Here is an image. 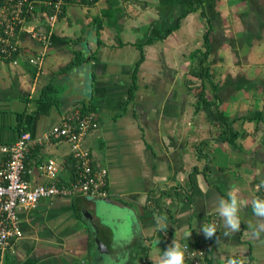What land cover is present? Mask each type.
Listing matches in <instances>:
<instances>
[{
    "label": "crops",
    "instance_id": "obj_1",
    "mask_svg": "<svg viewBox=\"0 0 264 264\" xmlns=\"http://www.w3.org/2000/svg\"><path fill=\"white\" fill-rule=\"evenodd\" d=\"M25 26L49 42L21 33L17 63L0 59V165L2 147L28 131L25 180L48 183L41 165L54 159L69 183V143L43 137L86 107L98 128L83 145L93 167L107 169L108 196L44 197L20 209L22 236L0 264H157L170 238L186 246L187 264H264V232L252 235L264 218L250 204L264 199V0H203L196 10L190 0L68 1L52 26L42 6ZM38 53L40 67L29 62ZM232 191L240 230L225 236L215 202ZM155 217H166L164 231Z\"/></svg>",
    "mask_w": 264,
    "mask_h": 264
},
{
    "label": "built area",
    "instance_id": "obj_2",
    "mask_svg": "<svg viewBox=\"0 0 264 264\" xmlns=\"http://www.w3.org/2000/svg\"><path fill=\"white\" fill-rule=\"evenodd\" d=\"M69 0H0V59L17 63L16 55L22 47L18 37L27 32L41 44L49 42V35L41 29L25 28L27 18L37 7H44L48 12V23L52 26ZM82 4L83 1L72 0ZM29 15V16H28ZM43 53L31 57L29 62L40 67ZM98 128L97 118L93 114L81 116L75 109L67 112L62 120L44 133L43 139H64L69 143L71 154L76 161V178L69 184L57 185L60 164L49 159L41 167L50 181L31 186L25 180L28 172L25 159L33 143L30 132L23 131L10 145L2 147L7 158L0 165V253L4 252L10 242L19 239L22 231L19 226L18 212L25 207L35 206L44 197L66 196L82 193L89 197H106L107 169L94 168L90 151L83 141L89 131ZM173 240L170 238V242ZM186 249V246H181ZM192 257V254H187ZM192 264H200L193 259Z\"/></svg>",
    "mask_w": 264,
    "mask_h": 264
},
{
    "label": "clouds",
    "instance_id": "obj_3",
    "mask_svg": "<svg viewBox=\"0 0 264 264\" xmlns=\"http://www.w3.org/2000/svg\"><path fill=\"white\" fill-rule=\"evenodd\" d=\"M228 196V200L220 198L215 202L219 214L224 220V226L226 229L224 232L225 236L232 235L240 230L238 195L235 191H232L228 193ZM250 204L254 216L264 218V199L253 197ZM164 219H166V217H155L157 227L162 231L167 227V225L163 223ZM201 229L206 237H212L216 233V227L214 224L203 225L201 226ZM262 232H264V219L256 220L252 235L259 237ZM189 235H191V232H188V236ZM157 243H159V240ZM185 250L186 249H182L179 243L173 240L172 243L162 252V255L158 258L157 264H184ZM226 264H243V261L229 257L226 260Z\"/></svg>",
    "mask_w": 264,
    "mask_h": 264
},
{
    "label": "trees",
    "instance_id": "obj_4",
    "mask_svg": "<svg viewBox=\"0 0 264 264\" xmlns=\"http://www.w3.org/2000/svg\"><path fill=\"white\" fill-rule=\"evenodd\" d=\"M95 0L93 1H83V3L85 4H91L93 3ZM193 4V9L196 10V9H199V8H202L203 6V0H190ZM70 3H75L74 1L72 0H69ZM63 11V9H62ZM62 14V12H61ZM60 14V15H61ZM206 36H207V33L204 35V45L207 44V41H206ZM4 60H7V59H4ZM197 65L199 67V69H195L194 70V74L199 77V82H200V85H199V90L197 92V96H198V99L199 101H203L204 100V95H203V91H204V83H203V80L205 79V77H207V58H206V52L202 53L198 58H197ZM80 111V114L81 116H85V115H89V114H93L94 117L96 118L95 114H94V111H91V109L89 108H86V107H83ZM212 113V112H211ZM212 116V115H211ZM219 116V115H218ZM214 118H218L217 115L216 116H212ZM72 159L73 161L75 162L73 164V177L71 179V181L69 183H71L72 181L75 180L76 178V161L74 159V157L72 156ZM25 164H26V159H25ZM57 185H61V184H64V183H61V181L57 180L56 181ZM67 183V184H69ZM184 264H187L186 261H184Z\"/></svg>",
    "mask_w": 264,
    "mask_h": 264
}]
</instances>
